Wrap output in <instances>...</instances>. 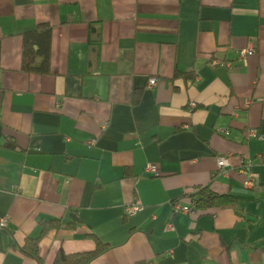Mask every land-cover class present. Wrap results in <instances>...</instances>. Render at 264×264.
<instances>
[{
  "label": "crops",
  "instance_id": "0c3cea01",
  "mask_svg": "<svg viewBox=\"0 0 264 264\" xmlns=\"http://www.w3.org/2000/svg\"><path fill=\"white\" fill-rule=\"evenodd\" d=\"M41 22L51 72L28 73L22 33ZM251 128L264 135V0H0V264H53L94 250L90 234L109 247L89 264H264V138ZM207 184L235 205L174 212ZM51 219L63 226L40 240V263L21 246Z\"/></svg>",
  "mask_w": 264,
  "mask_h": 264
},
{
  "label": "trees",
  "instance_id": "16d2710c",
  "mask_svg": "<svg viewBox=\"0 0 264 264\" xmlns=\"http://www.w3.org/2000/svg\"><path fill=\"white\" fill-rule=\"evenodd\" d=\"M52 30L53 26L48 22L39 23L34 29L27 30L22 33V65L23 71L28 73L48 74L51 72V48H52ZM100 27L94 23L90 24L89 46L90 51L96 50L100 44ZM176 77L193 78L197 73L176 71ZM138 93L135 92L134 99H137ZM184 196L194 200L196 206L206 213L214 207H223L235 205L237 198L230 193H218L214 191L210 184L198 186L194 191L186 193ZM80 220L77 218L69 222L65 227L75 228ZM42 231L38 237L27 238L21 250L30 257L37 259L43 263V259L39 251V243L42 237L53 228L63 226L60 219H51L41 221ZM96 241V247L92 251H84L77 253H66L60 250L53 264H89L95 257L108 249V245L103 243L98 237L93 234L89 235Z\"/></svg>",
  "mask_w": 264,
  "mask_h": 264
},
{
  "label": "built area",
  "instance_id": "2783aa9c",
  "mask_svg": "<svg viewBox=\"0 0 264 264\" xmlns=\"http://www.w3.org/2000/svg\"><path fill=\"white\" fill-rule=\"evenodd\" d=\"M255 52H256L255 45L250 44V46H248L247 48L241 49L239 51L238 56H239V59L245 60L249 54H254ZM212 62H213V64H216V65L217 64H226L227 66L231 65L229 62H225V61L220 60V59H213ZM157 82H158L157 77H154V76L151 77L149 79V82H148V87L153 88L157 84ZM245 103H246L245 106H248V102H245ZM221 131H222V133H226V134L228 133L227 130H221ZM248 136L249 137H257V138H264V135L259 133L254 128L249 129ZM96 143H97L96 139H91L87 142V144L89 146L96 145ZM259 160H260V162H264V154L259 157ZM227 165H228V161L226 158L219 159L218 169L220 171H224L226 169ZM248 169L249 168L245 167V169L240 170V172L242 174L247 175V178H246L245 183H244L245 186L246 187H254L257 183L256 182V173L248 172ZM146 170L152 174H158V172H159L157 165H155L153 163H149L146 166ZM138 210H139V206L136 204L128 205L126 207L127 213H134V212H137ZM173 210H174V212H183V213L193 215V216H198V215L202 214V211L196 206L195 201L191 200V199H189L187 202H183L182 200L175 201L173 203ZM1 223L3 225H5L7 223V219L2 218ZM166 228L172 230L174 228L173 223L171 221H169L166 224Z\"/></svg>",
  "mask_w": 264,
  "mask_h": 264
}]
</instances>
